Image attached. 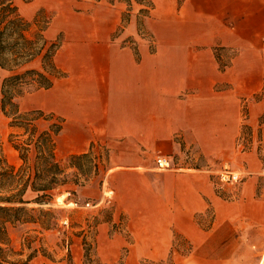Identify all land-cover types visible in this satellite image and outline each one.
I'll return each instance as SVG.
<instances>
[{
  "label": "crops",
  "instance_id": "1",
  "mask_svg": "<svg viewBox=\"0 0 264 264\" xmlns=\"http://www.w3.org/2000/svg\"><path fill=\"white\" fill-rule=\"evenodd\" d=\"M230 1H185L181 17H168L149 43L123 39L130 20L122 28V16L114 22L105 11L61 17L45 30L49 40L48 28L62 33L54 61L64 74L38 89L40 109L62 120L59 152L115 141L106 176L122 188L135 184L124 264L264 260V45L259 32L227 18ZM222 50L232 51L228 62ZM187 152L190 162L229 160L240 179L222 182L220 164L193 166ZM159 153L169 166L178 153L179 167L158 170Z\"/></svg>",
  "mask_w": 264,
  "mask_h": 264
},
{
  "label": "rangeland",
  "instance_id": "2",
  "mask_svg": "<svg viewBox=\"0 0 264 264\" xmlns=\"http://www.w3.org/2000/svg\"><path fill=\"white\" fill-rule=\"evenodd\" d=\"M152 1L154 9L148 18H144L145 30L143 32L145 34L143 35L137 29L136 13L138 6L134 5L131 11L130 21L126 25L123 39H126L132 45L137 42L143 43V39L148 43L152 41V31L164 25L168 17H181L182 5L187 0ZM15 2L20 13L29 20L32 19L38 9L42 8L45 14L50 16V24H52L53 20L61 17L69 21L72 16L89 15L91 11H97L98 15H102L105 11L110 20L115 22L127 8L123 2L115 1L111 4L107 0H15ZM229 6L227 18L245 33L251 31H254V33L259 32L260 42L264 45V28H262L264 26V0H232ZM58 30L60 29L53 26L48 28L47 36L52 39H56L59 35L62 36L61 31ZM140 32L142 33V31ZM217 53H219L217 56H219L220 61L224 63L228 62L232 51L222 50V52ZM223 53H226V55H221ZM33 65L37 66L38 64L35 62ZM41 93L42 90L25 93L17 99L19 109L27 111L42 108ZM45 113L48 112L45 111ZM38 124L40 127H45L47 121L40 119ZM17 131L9 126V118L0 112V160L14 165L16 168L22 164V160L18 151L10 143V133ZM248 136H243L244 142L249 138ZM126 142L129 143L128 141ZM116 143L115 141H110L107 144L106 141L105 143L100 142L98 145H94L88 151L87 156L81 157L76 161L80 166L79 170L68 167L67 157L59 152V144L57 146L55 144L56 156L65 166L68 174L67 178L70 181L67 184L58 186L53 191V198L50 202L43 204L30 202L26 204L28 208L35 209L32 213L40 222L47 217L38 212L40 208L43 210H55L54 215L56 218L51 219L52 226L48 229L42 228L39 223L32 222L10 227L9 233L12 246L15 250L21 252L20 255L13 256L14 260L26 259L28 254L37 248L36 253L28 264H86L84 248H87V254L92 258H99L102 262L111 263L112 261L122 260L125 263L128 252L133 248L131 245L134 239L133 229L130 215L127 214L126 208H129L128 206H132L134 203L135 184L132 182L129 187L125 186L122 188L121 184L118 186L112 178L109 180L106 176L111 166V161L108 160V153H111V148L114 149L112 145ZM130 147H132L131 143ZM158 156L163 155L159 153L154 158V165L157 169L156 158ZM178 157H180L178 153L175 155L173 153L171 157L172 163L168 169L179 167L177 164ZM184 159L185 161H191L188 152L185 153ZM209 159L199 157L198 160L190 163L196 167L207 163L208 166L205 168L210 171V169L219 168L217 163L221 167L229 162V160L221 161L214 156ZM106 192H109L110 196ZM34 196L35 193L31 191L25 193V198L31 199ZM63 219H66L67 222H63ZM176 239L181 241L179 237H176ZM184 249H186V246ZM147 264H172L171 256Z\"/></svg>",
  "mask_w": 264,
  "mask_h": 264
},
{
  "label": "trees",
  "instance_id": "3",
  "mask_svg": "<svg viewBox=\"0 0 264 264\" xmlns=\"http://www.w3.org/2000/svg\"><path fill=\"white\" fill-rule=\"evenodd\" d=\"M107 1L111 4L123 2L127 7L121 14L122 28L137 5V29L140 34H145L144 18L153 8L152 0ZM50 20L42 8L29 20L20 13L15 0H0V112L9 118V126L18 130L10 133V143L22 160L18 168L0 160V264L29 263L37 248L26 259L14 260L13 256L21 252L12 246L9 229L26 222L50 228L51 219L56 218L55 210L40 208L38 212L47 216L40 222L32 213L35 209L26 204L50 202L53 191L70 181L65 166L55 153V137L62 127L61 118L41 109L21 111L17 102L25 93L50 88L54 80L64 74L54 61L60 38L49 40L44 34ZM35 62L37 66L33 65ZM40 119L47 121L45 127L39 126ZM87 153L70 154L68 167L79 170L76 161ZM27 191L35 196L25 198ZM84 249L86 264H124L122 260L102 262L99 258H92L87 254V248Z\"/></svg>",
  "mask_w": 264,
  "mask_h": 264
},
{
  "label": "built area",
  "instance_id": "4",
  "mask_svg": "<svg viewBox=\"0 0 264 264\" xmlns=\"http://www.w3.org/2000/svg\"><path fill=\"white\" fill-rule=\"evenodd\" d=\"M156 162L158 164L159 168H167L169 166V160L165 156H158L156 158ZM218 175L219 179L226 183H232L240 179V172H237L236 170L232 169L228 164H223V166L216 172ZM107 195L110 196L109 192H106ZM63 222H67L66 219L62 220ZM259 264H264V260H261Z\"/></svg>",
  "mask_w": 264,
  "mask_h": 264
}]
</instances>
